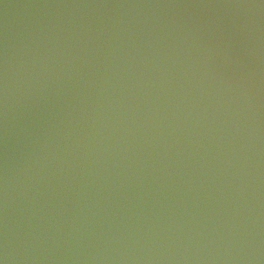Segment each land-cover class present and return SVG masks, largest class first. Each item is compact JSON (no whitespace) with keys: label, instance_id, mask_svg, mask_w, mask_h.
Returning <instances> with one entry per match:
<instances>
[{"label":"water","instance_id":"obj_1","mask_svg":"<svg viewBox=\"0 0 264 264\" xmlns=\"http://www.w3.org/2000/svg\"><path fill=\"white\" fill-rule=\"evenodd\" d=\"M0 264H264V0H0Z\"/></svg>","mask_w":264,"mask_h":264}]
</instances>
